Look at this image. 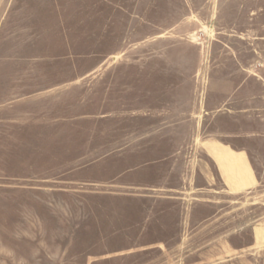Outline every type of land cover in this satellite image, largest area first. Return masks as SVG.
<instances>
[{"label": "rangeland", "instance_id": "374dc122", "mask_svg": "<svg viewBox=\"0 0 264 264\" xmlns=\"http://www.w3.org/2000/svg\"><path fill=\"white\" fill-rule=\"evenodd\" d=\"M228 262L264 264V0H0V264Z\"/></svg>", "mask_w": 264, "mask_h": 264}, {"label": "crops", "instance_id": "0c3cea01", "mask_svg": "<svg viewBox=\"0 0 264 264\" xmlns=\"http://www.w3.org/2000/svg\"><path fill=\"white\" fill-rule=\"evenodd\" d=\"M227 155L230 156L229 154H227ZM230 157L231 158L233 157V159H235V161H237V163H238V161H241L242 165L245 168L246 175H247V180H248L247 181L248 186L245 187V188H242V189L243 190L250 189L255 184L256 179H255V176L253 174V170H252L251 166L248 163L247 157H245V155H243L241 153H235V152H234V155H231ZM236 182L237 183H235V186H233V187L234 188H238V189L246 183V181L245 182L236 181ZM242 189L240 188V190H242ZM227 264H238V263L237 262L236 263L228 262ZM240 264H244V263H240Z\"/></svg>", "mask_w": 264, "mask_h": 264}]
</instances>
